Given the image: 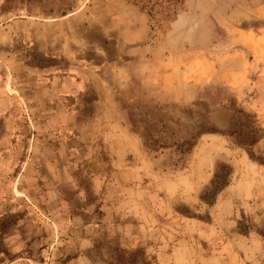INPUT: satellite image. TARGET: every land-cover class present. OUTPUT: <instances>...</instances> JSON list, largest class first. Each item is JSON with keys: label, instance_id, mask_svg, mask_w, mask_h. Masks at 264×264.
<instances>
[{"label": "rangeland", "instance_id": "374dc122", "mask_svg": "<svg viewBox=\"0 0 264 264\" xmlns=\"http://www.w3.org/2000/svg\"><path fill=\"white\" fill-rule=\"evenodd\" d=\"M165 5L152 25L134 0H0V264H264V165L213 133L175 164L139 121L234 98L264 129V0H158L157 18ZM166 56L186 102L144 86ZM114 98L147 174L112 164ZM224 163L229 184L203 201Z\"/></svg>", "mask_w": 264, "mask_h": 264}, {"label": "trees", "instance_id": "16d2710c", "mask_svg": "<svg viewBox=\"0 0 264 264\" xmlns=\"http://www.w3.org/2000/svg\"><path fill=\"white\" fill-rule=\"evenodd\" d=\"M157 2L158 0H134L135 4L147 12L152 25H159L163 20L170 21L172 15L170 8L165 5L166 12L160 13V18H157L152 9ZM143 117L144 120L139 121L143 124L146 121V126L142 125L140 130L145 134V147H153L152 142H149L152 139L155 143L159 142L158 148L161 150L171 148L170 159L175 164L183 165L186 162L202 134L213 133L224 136L233 146L242 149L251 160L264 165V149H257L259 143H264V129L258 125L256 116L239 107L234 98L228 99L227 103L217 109H210L203 102H195L186 110L180 111L178 116L170 117L167 113H162L148 124V115ZM231 175V166L221 164L200 198L210 202L229 184Z\"/></svg>", "mask_w": 264, "mask_h": 264}, {"label": "crops", "instance_id": "0c3cea01", "mask_svg": "<svg viewBox=\"0 0 264 264\" xmlns=\"http://www.w3.org/2000/svg\"><path fill=\"white\" fill-rule=\"evenodd\" d=\"M166 58V60L162 59V64H158L157 61L152 59L146 65H143L144 86H146L147 84L156 85L158 90H160V93H162L163 100L166 102H186L188 99L186 95L181 91V89H183V84L180 79L182 75L179 72L181 71V68L179 66V71L174 67L169 69L170 60H168V56H166ZM186 88L192 91V96L196 93L197 87L191 88L190 85H188L186 86ZM146 92L149 93L144 89L140 93L144 95V93ZM138 95L140 94L136 91L135 97L137 98ZM111 105L112 107L110 113H108L107 115L108 117L106 119L102 117L104 121H108V124H106L107 131H104V135L106 136V140H111L108 142H111L112 145L115 143V141L117 143H121V138L125 140V145L122 149H120V151H115V149L112 150L115 151L114 153H112V155H110L112 164L114 163V166H117L118 164H120V161L117 159H125L126 157H128V155H130L133 158L131 164L122 166V169L118 171L120 172V174H122L123 176H127L128 173L136 171L135 169L138 167L139 163L144 168V173H149L150 169L153 168V163L152 161H148L146 157L141 156L142 153L141 151H139L138 146L135 144V141L138 142V135L131 131L127 124L124 123L123 117L124 115H126V109L122 105L118 106V101H116L115 98L113 104ZM113 158L116 159L113 160ZM138 158H141V160L139 161Z\"/></svg>", "mask_w": 264, "mask_h": 264}]
</instances>
